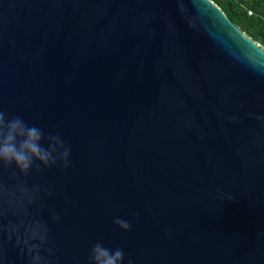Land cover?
I'll return each mask as SVG.
<instances>
[{"label": "water", "instance_id": "1", "mask_svg": "<svg viewBox=\"0 0 264 264\" xmlns=\"http://www.w3.org/2000/svg\"><path fill=\"white\" fill-rule=\"evenodd\" d=\"M0 111L71 149L0 164V264L32 228L51 264H264V48L213 0H0Z\"/></svg>", "mask_w": 264, "mask_h": 264}, {"label": "clouds", "instance_id": "2", "mask_svg": "<svg viewBox=\"0 0 264 264\" xmlns=\"http://www.w3.org/2000/svg\"><path fill=\"white\" fill-rule=\"evenodd\" d=\"M70 146L57 134L49 133L45 136L43 130L36 125H28L20 116L6 118L3 111H0V164L15 166L24 176H28L33 169L36 172L43 168H52L63 164L68 168L70 164ZM25 196H29L27 189H22ZM31 197L29 196V199ZM54 219H59L55 216ZM114 223L122 230L130 231L131 222L117 218ZM14 231H18L14 229ZM39 239V244L31 243ZM47 242V230L32 228L30 235L26 234L21 239L17 237V244H23L30 256V264H51L50 259L40 255V248ZM24 248H21V252ZM49 256L54 254L52 248L47 249ZM89 264H125V253L120 247L111 249L103 243L96 242L89 254ZM127 264H135V260L129 256Z\"/></svg>", "mask_w": 264, "mask_h": 264}, {"label": "trees", "instance_id": "3", "mask_svg": "<svg viewBox=\"0 0 264 264\" xmlns=\"http://www.w3.org/2000/svg\"><path fill=\"white\" fill-rule=\"evenodd\" d=\"M213 2L236 26L264 47V0H213Z\"/></svg>", "mask_w": 264, "mask_h": 264}, {"label": "built area", "instance_id": "4", "mask_svg": "<svg viewBox=\"0 0 264 264\" xmlns=\"http://www.w3.org/2000/svg\"><path fill=\"white\" fill-rule=\"evenodd\" d=\"M250 14H252L251 12H250ZM264 48V47H263Z\"/></svg>", "mask_w": 264, "mask_h": 264}]
</instances>
